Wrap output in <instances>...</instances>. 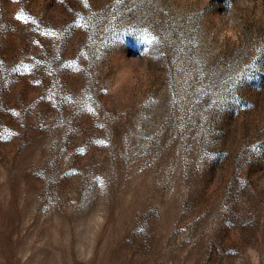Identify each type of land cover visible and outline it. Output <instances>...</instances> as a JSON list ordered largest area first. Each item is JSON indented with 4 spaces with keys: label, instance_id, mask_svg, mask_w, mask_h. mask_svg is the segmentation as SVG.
I'll return each instance as SVG.
<instances>
[{
    "label": "rangeland",
    "instance_id": "obj_1",
    "mask_svg": "<svg viewBox=\"0 0 264 264\" xmlns=\"http://www.w3.org/2000/svg\"><path fill=\"white\" fill-rule=\"evenodd\" d=\"M0 137V264H264V0H0Z\"/></svg>",
    "mask_w": 264,
    "mask_h": 264
},
{
    "label": "snow or ice",
    "instance_id": "obj_2",
    "mask_svg": "<svg viewBox=\"0 0 264 264\" xmlns=\"http://www.w3.org/2000/svg\"><path fill=\"white\" fill-rule=\"evenodd\" d=\"M18 18H24V17H22V16H18ZM14 134V133H13ZM0 138H3V137H0Z\"/></svg>",
    "mask_w": 264,
    "mask_h": 264
}]
</instances>
